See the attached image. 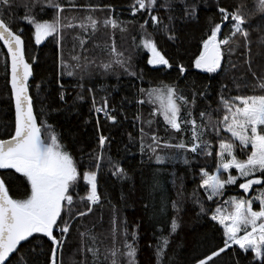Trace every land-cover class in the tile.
I'll list each match as a JSON object with an SVG mask.
<instances>
[{
  "label": "snow or ice",
  "instance_id": "6c2138e0",
  "mask_svg": "<svg viewBox=\"0 0 264 264\" xmlns=\"http://www.w3.org/2000/svg\"><path fill=\"white\" fill-rule=\"evenodd\" d=\"M66 2L69 9L78 7L85 15L79 18L62 17L65 3L61 0H24L25 14L21 17L34 28L36 44H40L49 36L56 37L59 44L65 28L80 30L72 37L73 51L79 47L85 55L81 56V53L76 52L70 57L74 62L71 64L61 56L60 64L64 74L75 76L78 70L81 73V82L78 85L80 88H83V74L88 72L89 67H99L105 72L122 69L127 75L142 79L143 73L131 70V56L126 57L124 51L117 49L114 38H110V42L105 43L102 48L101 45L94 44L95 48H101L107 59L97 63L95 57L89 59L86 55L88 51L85 48L86 42L101 27L111 29L113 33L116 30L126 32V25L132 21H121L113 16L112 5L102 7L85 3L77 6L75 0ZM14 4L15 0H0V41L6 47L7 56L10 58L11 95L15 101L14 133L7 139H0V169H13L15 173L21 174L26 179V187L21 198H13L9 195L5 180L0 178V264H29L23 254L17 261H13L12 256L21 252L18 245L27 242L33 234H43L50 241V255L45 254V264H62L57 257L66 243L72 221L77 217L86 216L92 211V205L100 202L97 173L103 163L106 161L109 164L112 175L118 179L128 178V174L118 162H114L111 157H105L103 150L107 138L100 135L98 138L100 151L94 155L95 170H85L82 173L88 187L87 196L79 197V200L74 199L73 190L81 177L79 165L73 155L66 150V146L60 143L61 138L55 129L44 122L37 123L32 98L29 95L28 80L32 70L24 55L22 29L13 31L9 22L11 16L9 15V20L5 19V14L9 13ZM38 4L41 13L45 7L54 10L52 19L37 18L39 13L34 9ZM177 5L182 8V18L189 19L197 15L198 4L188 3V0H133L131 12L134 16L137 13L143 15L144 11L148 13L144 22L139 24V45L136 44V37H132V40L137 49L142 46L150 51L151 55L147 61L149 65L170 67L169 60L158 50L152 34L147 33L145 25L150 23L155 29L168 33L169 39H175L172 21L176 19L174 13L177 11ZM161 8L168 14V23L164 22L163 17L154 14ZM217 8L221 20L208 29L206 38L201 40L199 55L192 61L196 69L208 73H217L218 69L222 68L221 61L225 50L231 55L240 47L236 41L237 35L243 39L247 56L250 33L245 27L246 21L255 14L264 17V0H253L252 8L247 13L242 10V6H237L231 11L219 5ZM105 10L108 11L106 17L99 18L94 15L97 11ZM63 20H68V23H63ZM225 21L231 25L230 31L223 33V38H219ZM261 39L264 41V37ZM245 64L248 65L254 82L248 81L242 74L238 78L232 77V85L237 93L250 91L253 94H226L227 86L221 84L217 107L212 108L209 103L207 111L199 112V122L193 115V109L197 95L201 98L206 96V86L204 91L198 93L193 91L191 100L179 91L174 83L167 84L161 81L155 87L139 89L140 99L137 100V104L152 106L150 116L162 117L166 133V137H161L153 132L149 137L141 126L139 130L141 152L150 153L149 159H154V162L161 166L165 162L174 163L178 160L190 165L189 153L193 157H212L214 154L215 169L209 172L208 165L199 169L201 179L198 187L204 190L208 201H213L214 197H222L229 185L237 183L236 175L228 174L226 178L222 177V173H227L230 169H235L238 176L244 178V182L239 183V188L244 193H248L254 185H264V74L258 77L252 71L250 59H245ZM235 67L236 65L232 64V68ZM177 68L181 74L186 71L182 64L177 65ZM233 88H228V93H231ZM88 91L92 92V89L89 88ZM257 91L259 94H256ZM64 95V92L60 93L61 100L64 99ZM77 98L83 97L78 94ZM92 108L96 113H103L107 120L117 121V115L111 114L106 98L103 99L101 106H97L93 97ZM135 120L141 121L142 125L150 126L153 123L152 119L144 120L139 112ZM186 135L189 137L188 140H185ZM209 136L218 142L217 148H213ZM129 137L132 138L131 134ZM148 139L151 143H146ZM241 156L244 158H239ZM158 185V179H154L153 189ZM258 192L257 196L251 198L228 197L223 204L217 200L215 210L207 209L212 213L211 220L223 226V246H217L216 250L210 251V254L204 255L203 258H194L195 264H216L213 258L224 253L232 245L239 246L245 253L250 250L253 260L264 264V187L259 188ZM193 194L195 195V192ZM85 201L88 204L87 208L84 211H75V205ZM256 201L259 202L258 210L253 207ZM196 203L200 204L201 213L206 211L198 197ZM172 207L178 210L176 201L172 202ZM112 225V245L105 247L103 253L97 243V235L91 230L79 232L77 226L80 236L79 251L83 257L80 264H121L122 258L126 264H136L135 227L129 232L126 222H123L118 229L115 214ZM178 227L177 219L173 217L171 231L174 232ZM118 232L122 240L119 246ZM129 236L131 240L128 239ZM167 245V238L158 241L155 250L157 261H161L165 255ZM32 251L35 252V249Z\"/></svg>",
  "mask_w": 264,
  "mask_h": 264
},
{
  "label": "trees",
  "instance_id": "16d2710c",
  "mask_svg": "<svg viewBox=\"0 0 264 264\" xmlns=\"http://www.w3.org/2000/svg\"><path fill=\"white\" fill-rule=\"evenodd\" d=\"M61 2L65 3L62 17L79 18L85 15L78 7L69 9L66 0ZM193 2L198 4V11L195 17L189 19L182 18V8L177 5V11L174 13L176 19L172 21L175 39H169L168 33L155 29L150 23L145 25L147 33L152 34L158 49L170 64V67H154L147 63L150 57L149 50L142 46L137 49L132 40V37H136V44L139 45V24L148 16L146 11L143 15L137 13L134 16L131 12L133 0H75L77 6L85 3L102 7L112 5L113 16L121 21H132L126 25V32L116 30L113 33L111 29L101 27L85 44L88 58L95 57L97 63L107 59L101 48L110 42V38H114L117 49L124 51L126 57L131 56V70L143 73L141 79L127 75L122 69L105 72L99 67H89L88 72L83 74V88L78 86L81 82V73L76 70L77 75L68 76L64 74L60 64L61 56L71 64L74 62L70 57L76 52L81 53V56L85 55L79 47L73 51L72 37L80 32L79 29L65 28L59 44L54 36H49L43 43L36 44L34 28L21 19L25 14L24 0H15L13 8L5 14L6 20H9V15L11 16L9 22L13 31L22 29L26 58L32 68L30 92L38 122L51 125L61 138L60 143L66 146V150L78 162L81 177L73 190L74 199L79 200V197L87 196L88 187L82 173L85 170H95L94 155L100 151L98 145L100 135L107 138L103 150L105 157H111L114 162H118L128 174V178L118 179L112 175L109 164L106 161L103 163L97 173L100 202L92 205V211L86 216L77 217L72 221L66 243L57 257L62 264H80L83 259L79 251V232L91 230L97 235V243L102 253L105 247H111L114 214L118 229L126 222L129 232L134 227L137 231L136 264H195L194 258H203L204 255L210 254V251L216 250L217 246H223V226L211 220L212 213L207 209L215 210L217 200L223 204V201L231 196L246 198L257 196L258 188L264 187L254 185L248 193H244L239 188V183L244 182V178L239 177L235 169H230L227 173H222V177L226 178L228 174L236 175L237 183L229 185L222 197H214L213 201H208L204 190L198 187L201 179L199 169L208 165V171L212 172L215 169L214 154L212 157H193L189 153L190 165L178 160L174 163L165 162L161 166L157 165L154 159H149L150 153L141 152L139 140L141 126L149 137L153 132L161 137H166V133L162 117L150 116L152 106L137 104V100L140 99L139 89L155 87L161 81L167 84L174 83L177 89L191 100L193 91L197 93L204 91L206 86V96L201 98L197 95L193 109V115L199 122V112L207 111L209 103L212 108L217 107L221 84L227 86L226 94H253L250 91L237 93L232 85V77L238 78L242 74L248 81L254 82L245 59L251 60L252 71L258 77L264 74V41L261 39L264 37V17L259 14L252 15L246 21L245 27L250 33L247 56L243 39L237 35L236 41L240 47L231 55L225 50L221 61L222 68L218 69L217 73H208L193 66L192 61L199 55L201 40L206 38L208 29L221 20L217 5L229 11L242 6V10L247 13L252 8L253 0H188V3ZM245 5L247 7H243ZM34 11L39 13L38 19L50 20L55 14L54 10L48 7L41 13L39 4ZM154 14L163 17L164 22L168 23V14L164 9L161 8ZM94 15L103 18L108 15V11H97ZM63 23L67 24L68 20H63ZM230 27L231 25L225 21L219 38H223V33L229 32ZM94 44L101 45V48H95ZM179 64L185 67V73H179L177 68ZM232 64L236 67L232 68ZM8 68V57L0 43V139L9 137L15 129V110ZM89 88L92 92L88 91ZM228 88H233L231 93H228ZM61 92L65 94L63 100L60 99ZM78 94L83 98H77ZM93 97L97 106L103 104L104 98L107 99L108 108H112V114L117 115L116 122L96 114L92 108ZM137 112L144 120L152 119L153 123L150 126L142 125L141 121L135 120ZM208 138L212 141L213 148H217L218 142L215 138L212 136ZM188 139L186 135L185 140ZM146 143H151L150 139L146 140ZM0 175L5 180L9 194L13 198H21L26 187V179L13 169H0ZM154 179L159 181L155 189ZM197 197L206 209L203 213L200 204L196 203ZM173 201L177 202L178 210L173 209ZM87 206L86 201L78 202L75 211H84ZM253 207L258 210L259 202H254ZM228 210L230 211V208ZM173 217L179 224L174 232L171 231ZM163 238H167L168 245L161 261H157L156 245ZM128 239L131 240V236ZM101 241L103 243H100ZM121 243L118 232L117 245ZM49 245L50 241L43 234H33L27 242L18 246L21 252L13 255L12 260L17 261L23 254L29 264H45V254L50 255ZM32 249H35V252ZM88 259L91 260V257L88 256ZM213 259L216 264H259V261L253 260L250 250L245 253L237 245H232ZM121 264H126L123 258Z\"/></svg>",
  "mask_w": 264,
  "mask_h": 264
},
{
  "label": "water",
  "instance_id": "95a60500",
  "mask_svg": "<svg viewBox=\"0 0 264 264\" xmlns=\"http://www.w3.org/2000/svg\"><path fill=\"white\" fill-rule=\"evenodd\" d=\"M23 39V38H22ZM23 41H24V39H23ZM0 43H1V46H2V48H3V50H4V52L6 53V55H7V49H6V47H4L3 46V42L2 41H0ZM24 55H25V59H26V61L28 62V60H27V58H26V52H25V42H24ZM8 57V56H7ZM8 63H9V68H8V72H9V83H10V58L8 57ZM31 70H32V68H31ZM31 77H32V75L29 77V80H28V84H29V95L31 96V92H30V80H31ZM10 88H11V85H10ZM31 98H32V96H31ZM12 100H13V105H14V110H15V101H14V98L12 97ZM32 103H33V99H32ZM33 111H34V115L37 117V115H36V113H35V109H34V105H33ZM37 123L39 124V122H38V119H37ZM8 138V137H7ZM7 138H5V139H7ZM0 178H2L1 177V175H0ZM10 195V194H9ZM11 196V195H10ZM23 242H21V244H22ZM19 246V245H18ZM11 255V254H10Z\"/></svg>",
  "mask_w": 264,
  "mask_h": 264
},
{
  "label": "rangeland",
  "instance_id": "374dc122",
  "mask_svg": "<svg viewBox=\"0 0 264 264\" xmlns=\"http://www.w3.org/2000/svg\"><path fill=\"white\" fill-rule=\"evenodd\" d=\"M47 38V37H46ZM46 38H44L42 41H41V43H43L45 40H46ZM40 43V44H41ZM159 50V49H158ZM149 53H150V51H149ZM150 55H151V53H150ZM152 66H154V67H159V66H163V65H152ZM259 189V188H258ZM259 193V192H258Z\"/></svg>",
  "mask_w": 264,
  "mask_h": 264
},
{
  "label": "built area",
  "instance_id": "2783aa9c",
  "mask_svg": "<svg viewBox=\"0 0 264 264\" xmlns=\"http://www.w3.org/2000/svg\"><path fill=\"white\" fill-rule=\"evenodd\" d=\"M110 110H111V114H112V112H113V109L112 108H110ZM97 115H101L102 117H104V115H103V113H96ZM105 118V117H104Z\"/></svg>",
  "mask_w": 264,
  "mask_h": 264
}]
</instances>
